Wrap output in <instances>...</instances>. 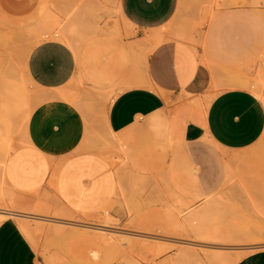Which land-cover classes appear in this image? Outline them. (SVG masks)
Instances as JSON below:
<instances>
[{
  "label": "crops",
  "instance_id": "crops-1",
  "mask_svg": "<svg viewBox=\"0 0 264 264\" xmlns=\"http://www.w3.org/2000/svg\"><path fill=\"white\" fill-rule=\"evenodd\" d=\"M40 1L34 20L42 4L49 0ZM262 1L251 0L253 4ZM179 5L180 0H117L119 15L136 33V37L124 45L127 49L119 47L112 51L110 43L95 49L94 53L83 52L79 56L70 44L47 37L36 41L30 49L26 72L31 91L34 90L30 83L38 90L55 94L69 87V94L75 93L73 96L79 101L78 93L87 85L104 92H116L105 118L108 136L113 137L116 148L129 149L131 155L144 146L152 151L171 152L167 168L169 179L193 201H204L213 191L204 183L186 145L199 143L211 148L238 150L257 142L264 132L263 100L244 88L217 89L216 84H212L213 71L207 61L217 65V53L234 64L240 60L248 63L261 60L264 66V18L263 11L258 9L218 11L211 20V32L206 40L209 53L201 58L198 48L171 34ZM225 6L221 8L238 5ZM157 30L161 39L152 47L154 41L147 37L155 35ZM138 39L143 41L141 45L147 42V47L143 45L144 52L154 48L149 55L138 53L146 81L153 88L136 85L135 41ZM104 56L99 65L98 58ZM65 100L53 97L39 104L24 127L23 135L27 132L33 140L30 148L37 163H49L51 158L69 154L55 185L51 188L49 184L51 167H48L34 191L51 190L58 205L69 216L68 220L75 217L83 224L91 220L98 226H110L105 209L120 193L121 180L109 156L79 151L85 138V119L77 104ZM10 153L0 157L3 167H7ZM221 170L223 173V163ZM6 180L5 195H1L2 189L0 192L3 197L0 196V264H45L22 224L40 216L48 221V217L41 214L35 217L27 211L26 205L33 201L31 198L36 192L21 187L23 180L16 173L10 171ZM8 190L15 194L13 200ZM108 213L112 218H126L118 212ZM161 217L169 219L173 229H183L178 211L170 205L161 211ZM52 218L62 223L59 225L68 224L60 220L63 218L49 219ZM172 228L166 229L175 231ZM237 264H264V249L248 254Z\"/></svg>",
  "mask_w": 264,
  "mask_h": 264
},
{
  "label": "rangeland",
  "instance_id": "rangeland-1",
  "mask_svg": "<svg viewBox=\"0 0 264 264\" xmlns=\"http://www.w3.org/2000/svg\"><path fill=\"white\" fill-rule=\"evenodd\" d=\"M50 1L62 10L69 11L70 14L80 13L84 15L86 21L94 20L96 22L99 33L93 36V34L86 32L80 44L86 55L94 53L95 49L104 48L110 43L113 44L112 51L114 48H126L124 45L129 43L131 38L136 37V33L131 26L119 15L118 8L116 9L117 0ZM216 1L180 0L178 13L170 28L173 37L184 39L195 48H198L201 52V58L209 53L206 40L211 32V20L218 11L255 8L262 10L264 15V1L253 4L251 0H240V4L232 8H221L217 6ZM40 3V0H0V68L8 69L10 66H14L15 69H18L16 71L21 72L23 66L20 62L22 61L21 56L23 57L22 54L28 49L31 42L29 25L35 19ZM86 36L88 37L86 38ZM140 42L141 39L135 41L137 45L136 85L153 88L146 81L143 65L138 62V53L144 50ZM247 48H249V45ZM131 51L134 52L133 47ZM104 58L105 56L98 58L100 60L99 65ZM215 58L218 61L217 65L207 61L213 71V86L216 84V88L219 90L229 88L248 89L254 91L264 102V82L261 83V80H264V66L261 60L260 62L253 61L249 63L240 60L237 64H234L217 53ZM30 88L36 92L44 91L38 90L31 83ZM66 91L69 92V87ZM48 92L55 94V92ZM116 94V92H104L87 85L78 93L80 101H71L77 104L86 124L85 138L79 151L100 153L103 150L101 154L107 151L105 155L109 156L108 154H111L109 157L117 167L116 171L121 180L120 193L105 209L107 211L106 217L111 222L109 224L110 229L128 232L135 236L127 235L123 238L118 234L108 235V233H99L88 228L71 226V224L54 225V223L48 221L41 222L39 226L41 231L35 233L33 238H29L45 264H180V262L181 264H237L248 254L264 249V132L257 142L238 150L211 148L199 143L186 145L198 165V172L204 183L213 191L214 198L210 202L211 204L214 202L211 212L213 218H207V222L214 223L216 219V221L221 220L223 222L218 221L219 225L217 226H222L220 228L222 231L221 237L228 241L221 240L220 243L224 245L220 243V245L207 244L212 247L224 246L223 250H220L222 253L219 252V255H217L218 250L214 254L212 248H204L203 245L206 246V244H203V240L201 241L196 235L197 232H199V236L202 234L200 231L195 232L199 230L197 227L200 226V229H204L200 224L201 222L197 223L195 221L196 224H199L193 226L195 231L192 230V227H188L189 232H194L189 234L185 229H179V231L177 228L173 229L174 226L170 220L161 217V211L170 202L173 205L178 202L177 205L184 206L183 210L186 207L187 209L182 210V213L186 212L185 214H188L189 212V216H191L190 213L197 212V209L201 210L205 204L203 201H193L189 194L180 190L169 179L167 168L171 152L162 153L157 149L152 151L144 146L137 149L138 153H133L130 158L122 161L123 156L118 153L115 142L109 139L105 124L109 106ZM38 106L33 108V112ZM15 136L13 149L7 160V167L0 165V189L3 191V196L5 195V185L8 184L6 178L10 171L16 173L23 180L20 182L21 187H26L34 193L36 192L34 190L42 181L46 169L51 167L49 184L52 188L55 185L61 165L69 154L55 159L51 158L49 163L47 161L37 163L36 155L30 148L33 140L28 133L26 132L24 136L16 133ZM21 139L22 144L18 142ZM121 162H123L122 165H120ZM222 163L224 166L223 173L221 170ZM227 165L230 167V174L227 173L229 169L226 172ZM8 191L11 200H13L15 194L12 190ZM219 199L221 200L219 202L221 203L220 206L217 204L220 201ZM31 200L33 201L26 205L27 211L31 215L41 214L48 218H63L60 220L72 222L73 224L98 226L92 224L96 222L91 220H89V223L84 224L80 222L82 220L79 218L73 217L70 218L72 220H68L69 216L58 205L51 190L42 193L36 192ZM222 205L223 207H221ZM216 208L220 210L221 215L219 212L216 214V211H218L214 210ZM113 211L126 216V218H112L108 212ZM100 223L105 225V222ZM168 226L175 231L166 229ZM105 227L109 228L108 226ZM138 234L155 237L153 240L152 238L140 237ZM88 236L92 238H87ZM100 238L101 241H99ZM104 238L106 239L105 243L102 242ZM183 238L185 239L183 240ZM187 239L188 241L193 240L192 244H199L197 241L200 240L203 245L191 246V244H188L190 245L188 246L187 244L178 243ZM185 248H188V251ZM183 249L190 254L195 251L196 254H193L196 256L185 255L186 251L183 252ZM184 255L185 257L182 258Z\"/></svg>",
  "mask_w": 264,
  "mask_h": 264
},
{
  "label": "bare ground",
  "instance_id": "bare-ground-1",
  "mask_svg": "<svg viewBox=\"0 0 264 264\" xmlns=\"http://www.w3.org/2000/svg\"><path fill=\"white\" fill-rule=\"evenodd\" d=\"M226 1L225 4H228V5H239L240 4V0H229V3L227 2V0H217L216 1V4L217 6L219 7H224L225 4L224 2ZM242 1V0H241ZM242 3V2H241ZM227 7V6H225ZM232 7V6H231ZM234 7V6H233ZM255 9V8H254ZM119 11V10H117ZM263 18H264V15H263ZM29 31H30V35H31V39H30V46L28 47V49L22 54L23 57L21 56V60L20 61L23 66L21 67V72L19 71H16L18 70L17 68L15 69L14 66H8V64H6L9 68L8 69H2L0 68V70L2 69V71H0V150L2 151V156L0 157H7L8 154L12 151L13 149V139H15V134L16 133H19L21 135H23V132H24V127L25 125H27V121L33 111V108L53 97H61V98H64L66 100H78L75 98V96H73L75 93H72V94H69L68 91H65V92H59V93H56V94H51V93H48V92H36V91H31L29 89V86H28V82L30 81V78L29 76L27 75V72H26V59H27V56H28V53L30 51V49L33 47V45L36 43V41H38L39 39H43V38H47V37H50V38H56V39H59V40H62L64 42H66L68 45L70 44L74 50L76 51L77 55L81 56V54L83 53L82 49H81V42L83 40V37L85 35L86 32L88 33H91L93 34V36L97 35L99 33V29L98 27L96 26V22L94 20H88L86 21V19L84 18V15L83 14H78V13H73V14H70L69 11H64L62 10L61 8L57 7L55 4H53L50 0L48 2H45L44 4H42L39 12H38V16L36 18V20L32 21L29 25ZM160 30H157V33L155 35H152V36H149L147 37V40H153L154 41V44L152 47L156 46L157 43L160 41L161 39V34L159 33ZM155 33V31H154ZM162 33V32H161ZM163 36V34H162ZM88 36H86L87 38ZM163 38V37H162ZM143 39H146V38H143ZM142 41V40H141ZM145 41V40H144ZM151 42V41H150ZM162 42V41H161ZM84 43V42H83ZM143 43V41H142ZM147 45V42H144L143 45ZM145 45V46H146ZM147 47V46H146ZM145 47V48H146ZM147 48L145 52L150 53L151 49L153 50L154 48ZM143 51V53H145ZM21 54V53H20ZM148 59V57H147ZM203 60V59H202ZM205 60V59H204ZM207 60V58H206ZM141 62V60L139 61ZM205 63V62H204ZM207 64V63H206ZM3 65V64H2ZM13 65V64H12ZM143 65V64H142ZM17 66H20V65H17ZM6 67V66H4ZM3 67V68H4ZM20 68V67H18ZM145 69V68H144ZM264 72V71H263ZM147 76V75H146ZM144 77V76H143ZM263 78H264V73H263ZM264 80H261V83H263ZM150 83V82H149ZM264 85V84H263ZM260 87V86H258ZM262 91V90H261ZM254 92V91H253ZM257 92V91H256ZM255 93V92H254ZM263 98V97H262ZM15 136V137H14ZM24 136V135H23ZM14 137V138H13ZM110 137L109 139H111L113 142V137L112 136H108ZM20 139V138H19ZM22 141L19 140L18 142ZM24 141V139H23ZM110 142V140H109ZM21 143V142H20ZM22 144V143H21ZM18 146V145H17ZM114 146V145H113ZM107 147V145H106ZM104 147V148H106ZM94 148V147H93ZM99 148V147H97ZM103 148V147H102ZM101 148V149H102ZM96 149V147H95ZM94 149V150H95ZM128 149V148H127ZM129 150V149H128ZM126 150V148H121L120 151H121V156L122 157V161L123 159H128L130 158L131 154H129L130 152ZM103 150H101L100 153H102ZM106 151V150H105ZM119 151V150H118ZM117 151V152H118ZM120 151L118 153H120ZM107 152V151H106ZM105 152V153H106ZM104 153V152H103ZM104 153V155H105ZM108 154V153H107ZM109 156H111V154H108ZM120 158L121 156L118 155ZM118 157V158H119ZM110 158V157H109ZM1 160V159H0ZM116 160V159H115ZM133 162H135V160H133ZM123 162H121L120 165H122ZM56 168V167H55ZM117 168V167H116ZM119 168V167H118ZM230 167L228 166L227 167V170L229 169ZM54 169V168H53ZM123 169V168H122ZM230 169L228 170L227 173H229ZM236 173V172H235ZM230 174V173H229ZM237 174V173H236ZM139 176V175H138ZM236 176V175H235ZM143 177V176H142ZM146 177V176H145ZM138 178V177H137ZM144 178V177H143ZM139 179V178H138ZM134 180V179H132ZM136 181V180H135ZM141 181V180H140ZM145 181V180H144ZM139 182V180H138ZM142 182V181H141ZM149 183V182H148ZM145 184V183H143ZM142 184V185H143ZM145 186V185H144ZM139 187V186H138ZM136 188V187H135ZM133 190V188H131ZM146 189V188H145ZM138 190V189H137ZM121 191V190H120ZM0 192H1V189H0ZM1 194V193H0ZM3 195V194H1ZM0 195V196H1ZM2 197V196H1ZM216 197V196H215ZM213 195L206 198L203 202H205L204 204V207L199 210L197 209L198 211L196 212H192L190 213L191 216H189V212L188 214H185L186 212L182 213L184 210H183V207L184 206H179L177 204H179L178 202L176 203V201H174L176 203V205H173L171 204L172 202H170V206L173 207L174 209H176L179 213V220L181 222V226L183 228V230L185 229L186 231H188V227H192V230L195 231L193 227L196 223L195 221H197V223H200L202 225V227L204 228L203 230L200 229L201 227H197L199 228V230H196L195 232L197 231H200L202 232V234H200L199 236V232H197V237H199V239H201L202 243L203 244H206V246H204L203 244H201L200 240L197 241L199 242V244H196V243H193V240L192 241H188L185 240L184 242H178L179 244L182 243L184 245H188V244H191V246H197V245H203V247L205 248H212L213 249V252L214 254L216 253L215 251H217V255H219V252L220 250H223V247L224 246H214L212 247L211 245L208 246L207 244H222L224 245L223 243H220L221 240H223L224 242H227L228 240H226L225 238L221 237L222 236V231L220 230V228L222 227H218L217 225H219L218 223L221 221V220H218L216 221L215 219V222L217 223H208L207 221V218L210 219V217L213 218V216L211 215V212L213 210V204L214 202H212L213 204H211L210 202L213 200ZM11 199V198H10ZM164 199V198H163ZM158 200V199H157ZM156 200V201H157ZM181 200V199H180ZM217 200V199H216ZM220 200V199H219ZM170 201V200H169ZM160 202V200H159ZM163 202V201H162ZM165 202V201H164ZM173 202V203H174ZM221 202L218 201V205L220 206ZM215 204V205H217ZM187 205V204H186ZM225 205V204H224ZM188 207V206H187ZM223 207V205L221 206ZM187 209V208H186ZM183 210V211H182ZM214 210H218L216 211V214H218L217 212H219L220 214V210L218 208L214 209ZM194 211V210H193ZM223 212V211H222ZM12 213V212H11ZM16 214V213H15ZM17 215V214H16ZM15 215V216H16ZM25 215V214H23ZM28 215V214H27ZM184 215H187L184 217ZM221 215V214H220ZM19 216V214H18ZM31 216V215H29ZM219 216V215H218ZM217 216V217H218ZM22 217V216H20ZM24 217V216H23ZM36 217V216H35ZM30 218V217H29ZM216 218V217H215ZM27 219H28V216H27ZM26 219V221H28ZM34 220V219H33ZM47 221V218H42L41 216L36 218L34 221L31 220V222H25V223H21L22 226H23V229L24 231L26 232L27 236L30 237V238H33L34 234L37 233V232H40L41 229H40V223L42 222H45ZM108 220V218L106 219ZM192 221L194 222L192 224ZM210 221V220H209ZM48 222H51V223H57L58 225L59 224H62L60 221L56 220V219H49L48 218ZM107 222V221H106ZM222 222V221H221ZM107 223H110V221H108ZM223 223V222H222ZM66 224V223H65ZM68 224H71V226H78V227H83V228H88L90 230H94L96 232H99V233H108V235H121L123 238L127 235H133L135 236L134 234H131V233H128V232H121V231H117V230H112L110 229V226H108L109 228H106L105 226L102 227V226H85L87 224H84V225H80V224H73L71 222H68ZM55 225V224H54ZM57 225V226H58ZM199 224H196L195 226H197ZM221 225V224H220ZM223 225V224H222ZM196 228V229H197ZM219 228V229H218ZM55 229H57L55 227ZM60 229V228H59ZM190 229V228H189ZM191 230V229H190ZM58 231V230H56ZM63 231V230H62ZM193 231H191L192 233H194ZM189 232V231H188ZM187 232V233H188ZM191 232H189V234H191ZM219 232H221L219 234ZM85 233V232H84ZM98 234V233H97ZM219 234V235H218ZM84 235V234H83ZM104 235V234H103ZM107 235V236H108ZM137 235V234H136ZM187 235V234H185ZM218 235V236H217ZM93 236V234H92ZM97 236V235H95ZM99 236V234H98ZM106 236V235H105ZM138 236H142L144 238H154V237H151V236H145V235H142V234H138ZM81 237V236H79ZM94 237V236H93ZM102 237V236H101ZM196 237V236H195ZM196 237V238H197ZM220 237V238H219ZM87 238H90V236H88ZM92 238V237H91ZM90 238V239H91ZM103 238V237H102ZM106 238V237H105ZM104 238V242L105 243V239ZM157 238V237H156ZM159 238V237H158ZM99 239V238H97ZM111 239V238H110ZM165 239V238H164ZM185 238H183L184 240ZM94 240H96L94 238ZM103 240V239H102ZM112 240V239H111ZM154 240V239H153ZM156 240V239H155ZM161 240V238H160ZM101 241V238L100 240ZM150 241V240H149ZM182 241V239H181ZM188 241V242H186ZM195 241V240H194ZM195 241V242H196ZM96 242V241H94ZM98 242V241H97ZM111 242V241H110ZM161 242V241H160ZM109 243V242H108ZM154 243V242H153ZM220 243V244H219ZM196 244V245H195ZM106 245V244H105ZM169 246V245H168ZM190 246V245H188ZM154 247V246H153ZM170 247V246H169ZM183 247V246H182ZM187 247V246H186ZM202 247V248H203ZM146 248V247H145ZM184 248V247H183ZM258 248V247H257ZM159 249V248H158ZM186 249V248H185ZM188 249V248H187ZM186 249V250H187ZM209 249V250H210ZM184 250V249H183ZM186 250H184L183 252H185ZM162 251V250H161ZM188 251V250H187ZM186 251V252H187ZM164 252V251H162ZM182 252V251H181ZM185 252V255H194L196 256L195 254V251L192 252V254L190 253H186ZM195 253V254H193ZM222 253V252H220ZM182 256V258L185 257ZM223 255V254H222ZM213 256V255H212ZM215 257V256H214ZM213 257V258H214ZM178 258V257H177ZM176 258V259H177ZM188 258V256H187ZM194 258V257H193ZM192 258V259H193ZM211 258V257H210ZM175 259V260H176ZM219 259V258H218ZM221 259V258H220ZM219 259V260H220ZM178 260V259H177ZM180 261V260H179ZM184 261V260H183ZM188 261V260H187ZM222 261V260H221ZM174 262V261H173ZM177 263V262H176ZM189 263V262H187ZM175 264V263H174ZM179 264V263H178ZM181 264V262H180ZM186 264V263H185Z\"/></svg>",
  "mask_w": 264,
  "mask_h": 264
}]
</instances>
